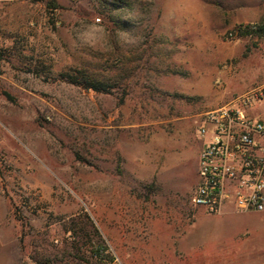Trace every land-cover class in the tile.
<instances>
[{
    "label": "rangeland",
    "instance_id": "obj_1",
    "mask_svg": "<svg viewBox=\"0 0 264 264\" xmlns=\"http://www.w3.org/2000/svg\"><path fill=\"white\" fill-rule=\"evenodd\" d=\"M230 5L0 0V264H101L96 246L122 264H248L264 250V211L225 208L217 241L191 228L198 123L264 82V32L228 38L243 12ZM75 69L111 92L61 78Z\"/></svg>",
    "mask_w": 264,
    "mask_h": 264
},
{
    "label": "built area",
    "instance_id": "obj_2",
    "mask_svg": "<svg viewBox=\"0 0 264 264\" xmlns=\"http://www.w3.org/2000/svg\"><path fill=\"white\" fill-rule=\"evenodd\" d=\"M255 28V27H253ZM245 25L227 33L241 36ZM264 103V82L230 102L205 112L198 123L203 140L198 183L190 202L211 214H221L227 205L239 213L264 211V117L249 113ZM105 256L110 250L101 251ZM107 264H122L114 256Z\"/></svg>",
    "mask_w": 264,
    "mask_h": 264
},
{
    "label": "crops",
    "instance_id": "obj_3",
    "mask_svg": "<svg viewBox=\"0 0 264 264\" xmlns=\"http://www.w3.org/2000/svg\"><path fill=\"white\" fill-rule=\"evenodd\" d=\"M228 1L231 3V8L232 9H240L242 10L243 12L241 14H236L234 15L233 13V18L231 19V21H229L230 24H233V25H243V24H262L264 25V19L261 18L262 16V13L261 11L259 10L260 7H262V4L261 2L260 3H257L256 0H225V2ZM227 5V4H226ZM251 89V88H249ZM249 89L245 90L248 91ZM244 93V92H243ZM256 106V105H255ZM255 106L249 110V113L251 115H253V112H257V110H255ZM255 116V115H253ZM256 117V116H255ZM173 140V139H171ZM176 140V139H175ZM172 142V141H171ZM176 144V143H175ZM202 148H203V145L202 147L200 148L199 152L197 153V157H196V162H197V168H196V177H197V180H196V184L198 183V166H199V157H200V153L202 151ZM175 148H171V151L167 153V159L168 161L171 160V154L173 153ZM169 168H170V164L167 166V168L165 169V172L163 171V173H166L169 171ZM167 179L171 180L170 178L166 177ZM155 184H158V183H155ZM191 199V197H190ZM189 204H190V207L192 210H195V211H199L198 213L193 214V222L191 225V228H193L194 230V233H197L199 234L200 238L201 239H215L216 241L219 239V237L222 235V219H224V217L226 215H224V213H221V214H211V213H208L205 209L201 208V207H193L191 205V202L189 201ZM227 207H231L232 208V211L233 213H238V214H243V213H239V212H236L234 210V208L230 205H227L225 208ZM205 213H208L205 215ZM232 213V212H230ZM152 214H153V211H152ZM191 232V231H190ZM234 235H237V233H235ZM233 235V236H234ZM217 254H220L222 255L221 257L223 258V253H217ZM247 260L249 261L248 264H264V250H262V248L260 247H254V249H250L248 250L247 254ZM245 254H239V262L240 261H243L245 260L246 258ZM244 264V263H242Z\"/></svg>",
    "mask_w": 264,
    "mask_h": 264
},
{
    "label": "trees",
    "instance_id": "obj_4",
    "mask_svg": "<svg viewBox=\"0 0 264 264\" xmlns=\"http://www.w3.org/2000/svg\"><path fill=\"white\" fill-rule=\"evenodd\" d=\"M53 9H57L58 5L55 1L50 3ZM237 26H242L237 25ZM255 27V28H253ZM264 32V27L261 24H246L245 30L241 33V36L255 35L260 36ZM61 78L66 82L75 86L81 87L87 91H94L97 93L109 94L112 90V85L106 79H98L93 75L89 74L85 70H71L61 74ZM107 248L102 246L93 247V256L101 264H107L104 260L108 259L109 256H105L101 251H105Z\"/></svg>",
    "mask_w": 264,
    "mask_h": 264
}]
</instances>
